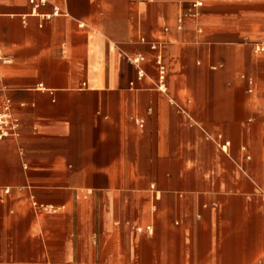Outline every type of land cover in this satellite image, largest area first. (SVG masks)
I'll return each mask as SVG.
<instances>
[{"label": "crops", "instance_id": "1", "mask_svg": "<svg viewBox=\"0 0 264 264\" xmlns=\"http://www.w3.org/2000/svg\"><path fill=\"white\" fill-rule=\"evenodd\" d=\"M39 12L0 0V264H264V0Z\"/></svg>", "mask_w": 264, "mask_h": 264}, {"label": "built area", "instance_id": "2", "mask_svg": "<svg viewBox=\"0 0 264 264\" xmlns=\"http://www.w3.org/2000/svg\"><path fill=\"white\" fill-rule=\"evenodd\" d=\"M48 2V0H30V3L32 5V14L40 15L39 8L43 5H45ZM203 6L202 1H197L193 3L192 8L193 12L192 15L195 16L198 13L199 8ZM59 8H55L52 14H44L41 15L45 19H50L52 16L60 14ZM180 23H182V20H180ZM182 26L180 25L179 28ZM253 50L255 54L257 55H264V39L260 41L253 42L252 44ZM151 48L157 50L158 45L155 43L151 44ZM0 60H2L4 63H11V59L0 57ZM145 60V57L143 55H137L133 58V62L137 65H140ZM157 64L159 65V71H160V82L158 84V88L165 89V80H166V67L163 63L162 55L157 56ZM140 75H144L142 71L140 72ZM250 89L249 92H253V86H254V80H249ZM142 123V120H141ZM20 129V120L18 117H16L12 111V102L9 98L5 96H0V140H4L7 138H17L20 135L19 132ZM215 142L224 150L227 151L228 147L230 146L229 141L222 142V136H219L217 139H214Z\"/></svg>", "mask_w": 264, "mask_h": 264}]
</instances>
